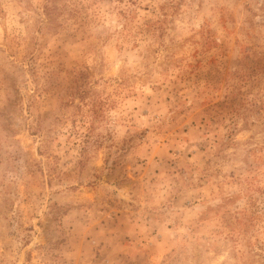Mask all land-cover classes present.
Segmentation results:
<instances>
[{"label": "rangeland", "instance_id": "rangeland-1", "mask_svg": "<svg viewBox=\"0 0 264 264\" xmlns=\"http://www.w3.org/2000/svg\"><path fill=\"white\" fill-rule=\"evenodd\" d=\"M0 264H264V0H0Z\"/></svg>", "mask_w": 264, "mask_h": 264}]
</instances>
